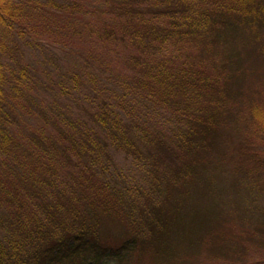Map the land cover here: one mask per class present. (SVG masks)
Instances as JSON below:
<instances>
[{
  "label": "trees",
  "instance_id": "16d2710c",
  "mask_svg": "<svg viewBox=\"0 0 264 264\" xmlns=\"http://www.w3.org/2000/svg\"><path fill=\"white\" fill-rule=\"evenodd\" d=\"M110 6L99 25L78 0H0V264H122L143 254L175 264L179 249L223 212V188L203 151L235 96L226 94L233 76L223 69L238 53L225 50L264 27V0ZM85 27L97 38L89 46L105 41L129 69L112 73L100 52L77 51ZM230 39L214 69L182 49ZM42 49L43 63L35 54ZM251 115L264 133V108ZM253 154L264 176V155ZM255 183L250 194H264ZM203 193L212 205L196 200ZM228 210L238 213V205ZM110 214L127 227L115 246L101 231Z\"/></svg>",
  "mask_w": 264,
  "mask_h": 264
},
{
  "label": "rangeland",
  "instance_id": "374dc122",
  "mask_svg": "<svg viewBox=\"0 0 264 264\" xmlns=\"http://www.w3.org/2000/svg\"><path fill=\"white\" fill-rule=\"evenodd\" d=\"M66 1L68 0H55V3L63 4ZM78 1L81 4L80 10H88L85 12L89 18H97L95 24L100 25L107 17L103 11L111 8L110 1L113 0ZM137 7L146 10L151 5L140 4ZM50 10L57 9L53 6ZM89 23L93 24V20L91 19ZM92 28L85 27L77 36V41H74L76 50L84 49L85 52L92 54L100 52L101 57L114 68L112 73L119 74L129 69V63L123 57L114 56L113 47H108L105 41L97 43L99 47L89 46L90 36H93L97 42L96 35L90 33H94ZM245 32V35L239 37L242 39L226 50L225 47L232 44L233 39L225 44L220 42L218 46L215 41L203 44L183 42L185 57L191 58L192 61H201L202 66L207 69H214L213 66L219 64L226 52L230 55L232 51H237L238 60L233 66L223 69L233 76L226 94L231 92L235 96L228 95L229 111L214 128L217 130V136L213 146L203 151V157L210 163L212 173L216 171L217 184L223 188L225 207L221 214L208 219L200 228L199 236L191 239L192 243L188 244L187 248L179 249L181 259L175 264H264V210H261L264 207V194L260 196L253 192L250 194L251 189L256 185L255 180H259L258 187L264 188V176L259 168L254 166L255 162L252 158L253 153L264 155V133L254 127L251 121L253 107L259 105L264 108V27L257 28L256 35L253 34L252 37L249 31ZM207 48H209L208 55L202 57L203 51ZM43 53L44 49L35 51L39 58ZM32 60L33 66L38 65L35 58ZM57 61L62 69V54L57 57ZM41 62L43 63L42 59ZM169 115L170 113H167V116ZM208 171L207 169V173ZM57 179L59 181L62 179V173ZM208 180L210 178L205 174L202 182ZM28 187L31 191L32 187ZM207 189L211 190L210 183L206 184ZM196 200L203 205L213 204V198L209 200V196L204 193ZM256 203L258 210L254 212L253 218L250 212ZM231 204L238 205V213L233 214L228 210ZM243 205L247 206L243 207ZM257 218L260 220L257 221ZM100 220L103 221L101 231L106 243L115 246L127 236V227L115 214L104 215ZM224 236L228 239L223 238ZM207 242H211L212 246ZM143 255L142 257L133 255L129 263L124 261L122 264H156L148 254ZM104 260L106 264L114 262L109 257Z\"/></svg>",
  "mask_w": 264,
  "mask_h": 264
}]
</instances>
